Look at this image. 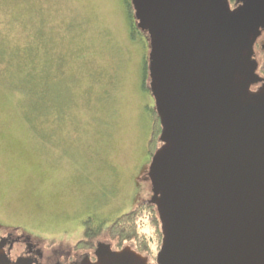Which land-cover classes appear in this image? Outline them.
<instances>
[{"label":"water","instance_id":"1","mask_svg":"<svg viewBox=\"0 0 264 264\" xmlns=\"http://www.w3.org/2000/svg\"><path fill=\"white\" fill-rule=\"evenodd\" d=\"M242 1L132 0L163 124L148 166L158 264H264V79L251 88L264 0ZM96 253L82 264H149L130 245Z\"/></svg>","mask_w":264,"mask_h":264},{"label":"rangeland","instance_id":"2","mask_svg":"<svg viewBox=\"0 0 264 264\" xmlns=\"http://www.w3.org/2000/svg\"><path fill=\"white\" fill-rule=\"evenodd\" d=\"M130 19L125 0H0V41L25 44L45 21L73 96L68 116L39 119L47 134L35 133L21 94L0 84V220L11 228L67 244L90 221L108 241L112 220L152 195L150 43Z\"/></svg>","mask_w":264,"mask_h":264},{"label":"trees","instance_id":"3","mask_svg":"<svg viewBox=\"0 0 264 264\" xmlns=\"http://www.w3.org/2000/svg\"><path fill=\"white\" fill-rule=\"evenodd\" d=\"M125 3L130 21L134 24L135 8L132 0H125ZM33 25L36 26L28 27L31 30L29 32L31 37L25 44L10 47L4 40L0 41V84L21 94L19 106L32 131L47 134L42 126L39 127V119L49 116L60 121L64 119L68 116L73 96L61 80L60 65L64 57L63 55L54 57L56 48L53 39L47 36L48 25L43 20L34 22ZM134 26L149 36L147 30L138 25ZM149 82L147 58L143 87L148 92L151 91ZM148 110L152 120L148 142V153L151 156L162 144L160 134L163 124L155 105H150ZM89 227L97 232L101 230L92 226L90 221ZM107 229L108 242L113 248L122 249L130 245L148 259H156L162 244L163 230L158 207L150 199L137 202L129 211L113 219ZM97 232L93 237H96Z\"/></svg>","mask_w":264,"mask_h":264},{"label":"flooded vegetation","instance_id":"4","mask_svg":"<svg viewBox=\"0 0 264 264\" xmlns=\"http://www.w3.org/2000/svg\"><path fill=\"white\" fill-rule=\"evenodd\" d=\"M228 1L232 9L243 3L242 0ZM136 23L137 20L134 19V24L136 25ZM259 42L264 49V27L255 41L252 55V58L257 63L255 71L260 77V80L251 84L253 90L257 89L264 79V64L260 67L257 51L255 50ZM149 158L151 160L152 155H149ZM151 196L147 199H151ZM83 225L81 230L78 229L80 232L76 234V239L73 243L64 244L56 241L47 243L34 238L30 232L22 230L21 227L17 231L16 228L18 226L11 228L12 226L0 220V264H82L87 259L96 261L98 258L96 253L98 244L101 242L110 244V242L102 238L106 228L97 232L90 229L88 221H84ZM96 232V237H93ZM111 248L115 251L119 250L113 248L112 245ZM147 261L149 264H158L157 259L150 260L147 258Z\"/></svg>","mask_w":264,"mask_h":264}]
</instances>
